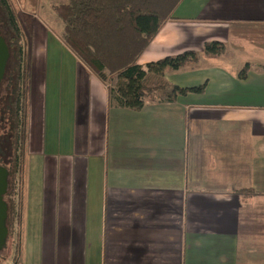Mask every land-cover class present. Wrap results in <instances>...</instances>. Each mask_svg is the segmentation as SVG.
<instances>
[{
	"label": "crops",
	"instance_id": "1",
	"mask_svg": "<svg viewBox=\"0 0 264 264\" xmlns=\"http://www.w3.org/2000/svg\"><path fill=\"white\" fill-rule=\"evenodd\" d=\"M21 29L12 264H264V0H182L137 64L193 51L198 61L164 80L204 90L140 110L116 104L60 36L37 45ZM208 42L224 53L204 57Z\"/></svg>",
	"mask_w": 264,
	"mask_h": 264
},
{
	"label": "trees",
	"instance_id": "2",
	"mask_svg": "<svg viewBox=\"0 0 264 264\" xmlns=\"http://www.w3.org/2000/svg\"><path fill=\"white\" fill-rule=\"evenodd\" d=\"M182 0H68L53 8L61 22L59 33L63 44L101 82L110 87V97L116 104L140 110L144 100L161 92L165 100L173 101L187 94H200L204 85L178 88L164 80V73L176 71L198 61L199 55L186 51L169 56L142 68L138 57L148 47L161 27L168 21ZM15 8L0 0V35L9 58L0 82V166L8 172L7 191L3 201L7 206L5 246L15 235L20 215L22 163L26 138V99L28 84L27 41ZM218 42L205 43L204 57L223 54ZM245 69L240 72L243 77ZM157 82L150 86L148 83ZM18 198L15 202L14 199ZM14 260L17 244L14 246ZM1 252V253H2ZM0 253V258H1ZM3 259V258H1Z\"/></svg>",
	"mask_w": 264,
	"mask_h": 264
},
{
	"label": "rangeland",
	"instance_id": "3",
	"mask_svg": "<svg viewBox=\"0 0 264 264\" xmlns=\"http://www.w3.org/2000/svg\"><path fill=\"white\" fill-rule=\"evenodd\" d=\"M11 4L18 15L20 25L25 28L27 35L32 42L39 44L41 40L46 36H53V38L59 40V33L61 30V22L56 17L53 12V8L59 4L67 3L68 0H7ZM21 27V28H22ZM22 30V29H21ZM22 37L26 39V35L23 34ZM47 56L49 55V49ZM33 57H37L36 54H33ZM38 60L33 61L32 68L33 73L37 72ZM55 72L54 66H49V73ZM115 78H113L109 83V87L115 84ZM150 86H154L157 82H149ZM155 93V92H154ZM152 93L151 98L163 97L162 93L157 91L156 94ZM0 96L5 97V92L0 91ZM18 198L16 197L14 201L16 202ZM14 235H12L5 250L1 253L0 264H12L14 260V246L16 241L14 240Z\"/></svg>",
	"mask_w": 264,
	"mask_h": 264
},
{
	"label": "water",
	"instance_id": "4",
	"mask_svg": "<svg viewBox=\"0 0 264 264\" xmlns=\"http://www.w3.org/2000/svg\"><path fill=\"white\" fill-rule=\"evenodd\" d=\"M9 58L8 47L4 41V39L0 35V82L4 76L5 67ZM7 179L8 172L7 170L0 166V253L2 252L6 238L8 235V231L6 228V218H7V206L3 201V197L7 191Z\"/></svg>",
	"mask_w": 264,
	"mask_h": 264
}]
</instances>
